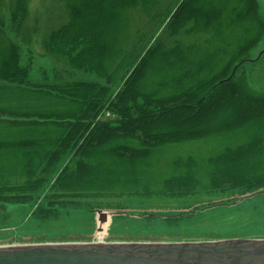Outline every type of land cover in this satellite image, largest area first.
<instances>
[{"label":"trees","instance_id":"16d2710c","mask_svg":"<svg viewBox=\"0 0 264 264\" xmlns=\"http://www.w3.org/2000/svg\"><path fill=\"white\" fill-rule=\"evenodd\" d=\"M61 5L66 20L43 50L62 66L46 87L27 82L0 13V210L31 206L48 185L47 207L35 211L40 221L68 203L94 208L79 201L150 195L143 175L160 150L211 139L218 143L208 156L172 161L154 195L264 189V91L252 89L241 69L264 34L260 27L254 39L264 25L256 0H184L173 10L158 0ZM8 12L22 39L27 0L12 1ZM164 18L163 35L137 59ZM74 71L105 86L76 80Z\"/></svg>","mask_w":264,"mask_h":264},{"label":"rangeland","instance_id":"374dc122","mask_svg":"<svg viewBox=\"0 0 264 264\" xmlns=\"http://www.w3.org/2000/svg\"><path fill=\"white\" fill-rule=\"evenodd\" d=\"M12 1L15 0H0V13L4 15L5 20L3 30L19 48L20 66L28 70L29 85L51 86L54 84L55 73L62 65L45 54L43 41L51 30L66 20L61 5L63 0H27L28 13L21 31L22 39L15 38L13 33L8 12ZM183 1L158 0L160 4L162 3L163 10L165 7L173 10ZM256 2L258 14L263 22L264 0ZM132 15L137 16L136 13ZM141 20L142 17H138L134 23L137 25L130 24L128 29L130 40L135 38L134 31L140 27L138 22ZM167 21L168 18L161 21L155 34L138 53L137 59L142 57L155 38L163 35L162 30ZM259 23L255 28V40L260 27L264 28L261 21ZM263 49L264 34L259 44L248 51L246 63L241 65L251 88L256 91H264ZM261 51L263 55L260 56ZM74 76L76 80L105 86V83L94 74L74 71ZM121 85L122 80L109 87L106 102L115 97ZM103 117L115 118L113 115ZM217 143V139L202 140L160 150L159 155L147 164V170L143 175L145 182L149 183L150 195L136 193L135 196L117 199L100 197L79 201L92 203L94 208H82L78 204L75 206L68 203L66 210L58 213L55 219L40 221L36 219L35 211L41 206L47 207L41 203L46 200L44 196L49 197L48 185L36 195L35 203L32 204L34 206L1 208L0 248L45 244H91L96 236L101 237L103 244L264 241V189L246 191L227 187L210 193L196 190L189 195L172 197L154 195V192L161 190V181L168 174L172 161L174 163L178 157L186 154H193L195 158L202 159L201 157L208 156L217 147ZM101 213L106 216L103 222L99 220L98 214Z\"/></svg>","mask_w":264,"mask_h":264},{"label":"water","instance_id":"95a60500","mask_svg":"<svg viewBox=\"0 0 264 264\" xmlns=\"http://www.w3.org/2000/svg\"><path fill=\"white\" fill-rule=\"evenodd\" d=\"M0 264H264V241L2 247Z\"/></svg>","mask_w":264,"mask_h":264},{"label":"built area","instance_id":"2783aa9c","mask_svg":"<svg viewBox=\"0 0 264 264\" xmlns=\"http://www.w3.org/2000/svg\"><path fill=\"white\" fill-rule=\"evenodd\" d=\"M96 240L97 241H99V240L102 241L100 236H96Z\"/></svg>","mask_w":264,"mask_h":264},{"label":"bare ground","instance_id":"6f19581e","mask_svg":"<svg viewBox=\"0 0 264 264\" xmlns=\"http://www.w3.org/2000/svg\"><path fill=\"white\" fill-rule=\"evenodd\" d=\"M213 15H214V14H213ZM207 25H208V24H207ZM97 244H103V243H102V241L99 240V241H97Z\"/></svg>","mask_w":264,"mask_h":264},{"label":"flooded vegetation","instance_id":"af4514ba","mask_svg":"<svg viewBox=\"0 0 264 264\" xmlns=\"http://www.w3.org/2000/svg\"><path fill=\"white\" fill-rule=\"evenodd\" d=\"M263 22H264V21H263ZM261 39H262V37H261ZM263 50H264V49H263ZM261 52H262V51H261ZM261 52H260V53H261ZM263 52H264V51H263ZM263 52H262V54H259V55H260V56L263 55Z\"/></svg>","mask_w":264,"mask_h":264}]
</instances>
